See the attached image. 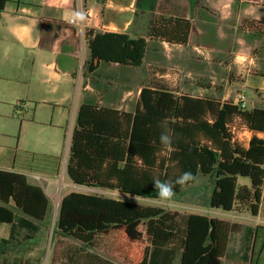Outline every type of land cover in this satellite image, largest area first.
<instances>
[{
	"label": "trees",
	"instance_id": "trees-1",
	"mask_svg": "<svg viewBox=\"0 0 264 264\" xmlns=\"http://www.w3.org/2000/svg\"><path fill=\"white\" fill-rule=\"evenodd\" d=\"M8 1L0 0V12ZM244 28L264 35V15ZM192 29V20L184 15L150 19L147 34L137 37L88 28L90 57L84 75H97L105 64L140 67L150 40L187 45ZM237 130L253 132L248 146L238 140ZM162 132L173 137L171 150L161 145ZM258 133L264 134V105L242 107L233 99L176 94L164 84L143 85L134 111L91 99L81 104L71 134L67 173L80 186L152 199H159L153 184L156 178L174 182L184 172L197 179L212 176L211 208L246 209L257 215L264 187V136ZM241 178H249L250 184L241 183ZM186 186L176 185L175 194ZM49 209L50 198L41 185L23 172L0 168V222L11 226L10 237L0 239V254L18 230H40ZM178 216L155 205L72 191L61 201L53 240L57 237V248L67 237L88 249H99L91 254V264L104 263L100 253L123 264H173L179 251L180 264H224L234 225L190 213L178 244Z\"/></svg>",
	"mask_w": 264,
	"mask_h": 264
},
{
	"label": "rangeland",
	"instance_id": "rangeland-1",
	"mask_svg": "<svg viewBox=\"0 0 264 264\" xmlns=\"http://www.w3.org/2000/svg\"><path fill=\"white\" fill-rule=\"evenodd\" d=\"M138 14L133 36L147 34L150 19L160 16L184 15L193 22L189 44L179 45L150 40V50L140 67L103 65L97 75L86 77L85 63H81L82 85L89 84L87 100L134 111L143 85L164 84L176 94L213 95L221 99L237 100L240 93L248 98L247 107L264 105V89H252L245 84L258 85L264 74V35L244 28L252 20L264 15V0H137ZM244 56L241 63L236 57ZM38 84L41 73L34 74ZM38 75V76H37ZM66 80V77L64 78ZM40 85V84H39ZM77 87L74 83H59L56 99L49 105L29 99L25 105L18 100L0 104V168L25 173L33 183L41 185L50 198L47 221L43 226L51 234L50 248L63 197L72 191L99 193L119 199L162 207L177 212L179 233L177 243L184 236L185 219L190 213L228 218L222 209L211 208L212 176H199L193 184L175 194L170 203L159 199L133 197L117 190L80 186L67 173V159L72 131L76 124L72 107ZM83 87V86H82ZM67 96L62 101V96ZM53 121V122H52ZM238 140L245 146L248 131L237 130ZM241 183L250 184L249 178ZM9 224L0 222V235L9 233ZM20 229L18 232H25ZM68 252L88 250L73 241L63 244ZM99 253V249H91ZM94 254V253H93ZM103 264L118 263L100 253ZM179 251L173 264H180Z\"/></svg>",
	"mask_w": 264,
	"mask_h": 264
},
{
	"label": "crops",
	"instance_id": "crops-1",
	"mask_svg": "<svg viewBox=\"0 0 264 264\" xmlns=\"http://www.w3.org/2000/svg\"><path fill=\"white\" fill-rule=\"evenodd\" d=\"M77 12L83 13L84 20L73 23L71 19ZM137 14V0H106L104 4L100 0H9L0 12V104L18 100L19 105H25V101L32 99L49 105L56 99L59 83L77 80L72 107L77 118L81 104L87 100V90L91 89L81 82V63L90 57L86 30L97 28L132 35ZM38 71L41 78L34 84ZM261 78L258 85L245 84L250 90L264 89V76ZM67 96L70 95L61 100ZM248 132L250 140L253 132ZM224 213L228 218H218L235 227L230 233L224 264H264V187L257 215L246 209ZM43 224L37 232H17L0 254V264H91L95 251L87 248L82 254L79 248L69 253L60 248L68 241L81 245L77 240L66 237L58 248H50L51 234ZM10 234L11 226L0 239L9 238Z\"/></svg>",
	"mask_w": 264,
	"mask_h": 264
},
{
	"label": "clouds",
	"instance_id": "clouds-1",
	"mask_svg": "<svg viewBox=\"0 0 264 264\" xmlns=\"http://www.w3.org/2000/svg\"><path fill=\"white\" fill-rule=\"evenodd\" d=\"M74 19L76 21H83V13L77 12L74 13ZM246 57L238 55L236 57V62L241 63ZM160 143L164 146L165 149L171 150L173 137L168 134V132H162L160 135ZM197 177L194 176L191 172H184L179 176L174 182L173 181H161L156 178L153 181L154 187L157 191L158 198L162 204L170 203L175 196V186L179 185L181 187L188 185L191 181H196ZM136 199H139L138 197Z\"/></svg>",
	"mask_w": 264,
	"mask_h": 264
},
{
	"label": "built area",
	"instance_id": "built-area-1",
	"mask_svg": "<svg viewBox=\"0 0 264 264\" xmlns=\"http://www.w3.org/2000/svg\"><path fill=\"white\" fill-rule=\"evenodd\" d=\"M71 22L76 23L77 21H76L74 18H72V19H71ZM237 102H238L242 107L247 106V102H248L247 95H246L245 93H240V94L238 95Z\"/></svg>",
	"mask_w": 264,
	"mask_h": 264
}]
</instances>
